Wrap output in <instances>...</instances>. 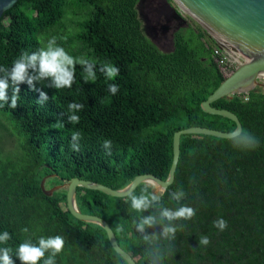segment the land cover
Here are the masks:
<instances>
[{
  "label": "trees",
  "instance_id": "trees-1",
  "mask_svg": "<svg viewBox=\"0 0 264 264\" xmlns=\"http://www.w3.org/2000/svg\"><path fill=\"white\" fill-rule=\"evenodd\" d=\"M138 1L18 0L0 17V65L11 67L22 52L46 47L55 37L70 55L94 62L97 69L105 62L120 69L112 80L97 71L96 81L85 83L77 65L71 89L36 83L49 97L43 106L36 104L39 92L25 83L17 108H0V233L12 235L13 256L27 238L38 243L41 236L61 235L65 247L56 264H128L100 225L69 212L66 187L46 195L41 179L46 189L73 177L113 189L144 173L166 179L176 130L198 125L232 131L236 126L201 108L225 77L213 57L215 39L200 26L188 25L174 32L172 49L161 50L144 32ZM110 83L119 86L116 95L109 93ZM70 102L85 106L77 113L78 124L67 121ZM211 105L235 113L260 146L243 151L229 138L180 136L174 180L160 194L164 206L176 208L170 194L182 188L186 197L181 203L195 208L196 216L177 222L184 227L164 264H264V88L226 95ZM75 131L83 137L79 153L69 147ZM9 135L14 145L4 151L2 140ZM106 139L112 141L111 156L102 147ZM145 186L153 190L140 183L133 191L139 195ZM75 201L79 211L107 221L137 264H149L158 250L167 252V241L146 242L135 230L134 221L158 216L157 208L138 213L126 196L82 186L76 188ZM219 218L228 223L224 231L214 226ZM25 227L28 233L21 231ZM161 231L162 225L146 229L147 234ZM204 236L210 240L207 246L199 244Z\"/></svg>",
  "mask_w": 264,
  "mask_h": 264
},
{
  "label": "clouds",
  "instance_id": "clouds-1",
  "mask_svg": "<svg viewBox=\"0 0 264 264\" xmlns=\"http://www.w3.org/2000/svg\"><path fill=\"white\" fill-rule=\"evenodd\" d=\"M80 65L83 70V81L85 83H94L97 79V71L112 80L120 74V69L111 63H102L97 69V65L84 58L74 57L70 55L65 48L57 44L56 38L52 37L47 41L46 47H41L34 52L24 51L16 58L11 67L0 65V108L5 106L15 109L21 99L20 85L27 84L31 91H38L39 98L36 100L37 105L43 106L49 100L47 93L38 89L36 83H44L49 88L56 90L71 89L76 83V67ZM9 91L11 94L9 95ZM108 91L111 95L119 92V86L115 83L108 84ZM81 103L70 102L67 106V121L70 124H78L80 117L77 113L84 109ZM64 117L66 114H59ZM82 133L73 132L69 147L71 151L79 153L81 151L80 141ZM229 139L233 146L240 147V150H255L260 146V141L255 135H251L242 127L235 129L229 133ZM102 147L108 156L112 155V141L104 140ZM126 202L130 201L132 210L138 213L147 212L149 209L157 208L158 216L155 214L145 215L134 221L135 230L143 236L146 242H152L156 239H163L168 242L167 252L158 250L154 258L150 259L149 264H164V260L172 253V241L176 238V233L183 230V224L178 221H190L196 216V209L181 203L185 199L184 190L178 189L171 192L170 199L175 201L176 208H170L163 205L160 192L163 189H153L149 191V187L145 186L141 189L140 194L134 191L124 190ZM166 222V223H165ZM156 225H162V231L157 234L146 233V229L153 228ZM214 226L220 231H224L228 227L225 219L219 218L214 221ZM119 231H123L122 226H118ZM28 233V228L21 230ZM12 235L8 231L0 233V264H15L13 257L19 259L20 264H56V257L64 251L65 239L61 235L39 237L38 243H33L31 238L25 239L20 243L13 256L12 248L9 246ZM200 245L207 246L210 244L208 237H201ZM46 253L48 254L46 256Z\"/></svg>",
  "mask_w": 264,
  "mask_h": 264
},
{
  "label": "water",
  "instance_id": "water-1",
  "mask_svg": "<svg viewBox=\"0 0 264 264\" xmlns=\"http://www.w3.org/2000/svg\"><path fill=\"white\" fill-rule=\"evenodd\" d=\"M18 0H0V17ZM179 9L187 12L197 20L205 30L217 36L232 50L242 56L243 60L229 72L220 84L201 102L204 112L218 114L232 119L236 126L233 130L241 128L237 115L224 108H216L211 103L226 95L247 93L255 87H263L264 82V0H174ZM232 130V131H233ZM232 131L193 125L176 130L172 138V160L166 179H161L152 173H144L134 177L126 186L113 189L102 183L73 177L64 184L46 189L45 177L41 179L40 186L46 195H51L54 189L66 187V206L69 212L79 220L93 222L100 225L107 234L112 248L128 263L137 264L133 257L116 241L113 230L106 220L89 213L78 210L75 193L77 186L97 189L113 196L124 197V191H133L140 183H149L153 189L167 188L174 180V172L179 157L180 136L182 134L199 133L222 138H229ZM161 191V192H163Z\"/></svg>",
  "mask_w": 264,
  "mask_h": 264
},
{
  "label": "flooded vegetation",
  "instance_id": "flooded-vegetation-1",
  "mask_svg": "<svg viewBox=\"0 0 264 264\" xmlns=\"http://www.w3.org/2000/svg\"><path fill=\"white\" fill-rule=\"evenodd\" d=\"M146 1L149 3L148 9L152 12V16L150 14V16L147 17V15L142 13L141 9L138 8L144 31L155 39L161 47L171 45L170 49H172L174 32L181 27L193 24L188 23L178 11L171 7L167 0H160V2L156 0H139L138 6L141 5L143 7V3ZM147 24L150 28H148Z\"/></svg>",
  "mask_w": 264,
  "mask_h": 264
},
{
  "label": "rangeland",
  "instance_id": "rangeland-1",
  "mask_svg": "<svg viewBox=\"0 0 264 264\" xmlns=\"http://www.w3.org/2000/svg\"><path fill=\"white\" fill-rule=\"evenodd\" d=\"M157 2H160V0H156ZM168 1V3L171 5V7L174 9V10H176V11H178L185 19H186V21L188 22V23H190V24H193V26L194 27H196V26H200L201 28H203V26L197 21V20H195L193 17H191L187 12H185L184 10H182V9H179V7L177 6V4H176V2L174 1V0H167ZM144 3H145V5H144ZM143 3V7L141 6V5H139L138 6V8H140L141 9V12L142 13H145L146 15H147V17H149L150 16V14L152 13V12H150L149 11V7H148V1H146V2H144ZM150 12V13H149ZM151 16H152V14H151ZM147 26H148V28H150L149 27V25L147 24ZM204 29V28H203ZM205 30V29H204ZM211 37H213L216 41L218 40L219 41V39H217L218 37L217 36H215V35H213L212 33H210V32H208L207 30H205ZM145 32V31H144ZM145 34L147 35V37H149V39H151L161 50H164V51H166V50H169L170 48H171V45H169V46H166V47H161L156 41H155V39H153L147 32H145ZM223 47H224V49L225 50H229V48L225 45V43L223 44ZM228 48V49H227ZM240 60V62L243 60V58H240L239 59ZM261 80L264 82V78H261ZM2 142H3V148H4V151H8V150H10L11 148H13V145H14V140H13V137L12 136H10L9 135V137L7 138V139H5V140H2ZM2 144V143H1ZM44 184H45V182H44Z\"/></svg>",
  "mask_w": 264,
  "mask_h": 264
},
{
  "label": "built area",
  "instance_id": "built-area-1",
  "mask_svg": "<svg viewBox=\"0 0 264 264\" xmlns=\"http://www.w3.org/2000/svg\"><path fill=\"white\" fill-rule=\"evenodd\" d=\"M223 44L221 40L216 41V45L213 48V57L217 61L223 75L226 76L240 63L239 59L242 58V56L229 48L226 44L229 50H225Z\"/></svg>",
  "mask_w": 264,
  "mask_h": 264
},
{
  "label": "bare ground",
  "instance_id": "bare-ground-1",
  "mask_svg": "<svg viewBox=\"0 0 264 264\" xmlns=\"http://www.w3.org/2000/svg\"><path fill=\"white\" fill-rule=\"evenodd\" d=\"M230 48V47H229ZM228 49V48H227ZM235 51V50H234Z\"/></svg>",
  "mask_w": 264,
  "mask_h": 264
}]
</instances>
